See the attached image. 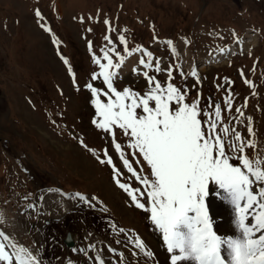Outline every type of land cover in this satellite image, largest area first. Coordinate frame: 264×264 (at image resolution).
<instances>
[{
	"label": "rangeland",
	"instance_id": "1",
	"mask_svg": "<svg viewBox=\"0 0 264 264\" xmlns=\"http://www.w3.org/2000/svg\"><path fill=\"white\" fill-rule=\"evenodd\" d=\"M120 36L129 51H140L129 55ZM236 40L234 52L230 43ZM227 46L233 51L223 56ZM106 51L113 64L120 63L117 53L124 56L119 68L110 69L118 91L143 95L148 77H155L181 89L186 102L199 99L211 119L219 105L214 134L225 138L228 154L264 161V0H0V232L42 264L73 260L76 249L118 236L139 239L146 253L152 254L150 245L165 246L149 213L119 187L117 181L140 188L145 196L138 198L146 202V186L111 145H121L137 175L150 176V168L122 130L93 124L100 118L86 85L107 102L103 77L91 78L101 70L96 59L107 63ZM145 51L152 53L151 68L140 63L149 59ZM237 132L254 147L229 150ZM47 198L57 202V214L43 210ZM212 200L222 201L215 192L208 196L210 214ZM66 231L76 236L72 249L63 242Z\"/></svg>",
	"mask_w": 264,
	"mask_h": 264
},
{
	"label": "snow or ice",
	"instance_id": "2",
	"mask_svg": "<svg viewBox=\"0 0 264 264\" xmlns=\"http://www.w3.org/2000/svg\"><path fill=\"white\" fill-rule=\"evenodd\" d=\"M36 15H40L39 10ZM119 39L129 55L140 51L138 48L129 51L125 37ZM117 55L120 63L116 64L107 51L106 64L96 59L101 70L91 77L93 80L103 77L110 90L103 93L108 97L107 102L101 100L100 90L92 84L86 85L95 97L91 102L100 118L93 120V124L108 132L114 127L122 130L130 140L129 147L136 149L150 168V176L137 175L124 157L121 145L115 144L124 166L146 186V202H141L137 195L144 197L145 191L117 183L128 192L137 208L149 213L151 223L162 234L166 250L171 254V264H264V161L253 162L246 155L228 154L225 138L214 134L221 119L219 105H214L215 119H211L199 107V99L186 102L181 89L172 83L164 87L155 77H148L147 72L144 75L150 87L143 95L129 88L118 91L113 85L116 73L110 71L119 68L124 60V56ZM144 55L149 59H141L140 63L151 68L152 53L145 51ZM156 71H160L158 61ZM226 102L230 106V99ZM204 118L207 128L203 127ZM222 130L229 131L226 127ZM245 147L254 144L251 141L245 144L241 134L235 133V141L228 149L243 153ZM107 163H112L110 157ZM256 184L260 185L258 189L254 187ZM210 185L216 187L215 195L232 206L238 236L225 238L213 230L206 203ZM250 215L254 223L249 220ZM8 247L13 251H7ZM136 247L143 250V242L137 239ZM96 259L98 264H104L99 256ZM0 262L42 264L31 251L12 243L3 232H0Z\"/></svg>",
	"mask_w": 264,
	"mask_h": 264
},
{
	"label": "bare ground",
	"instance_id": "3",
	"mask_svg": "<svg viewBox=\"0 0 264 264\" xmlns=\"http://www.w3.org/2000/svg\"><path fill=\"white\" fill-rule=\"evenodd\" d=\"M229 51H233V48L228 49L221 54L225 56ZM127 61L129 62V64L132 63L131 58L125 60V63ZM125 63L121 67V71L123 72H125V70L129 68L127 67L126 69L122 70ZM210 195L213 194L210 192ZM47 199L48 202H45L43 204V210L47 215L50 213L57 214L59 210V207H57L58 205H56L57 202L52 201V199L49 200V198ZM223 201L224 200H220L218 203L215 200L213 201V203L215 202V213H209V216L213 222V230L216 231L218 235L225 238L236 237L240 233L239 229L234 223V210L231 205H226ZM249 220H252L251 215L249 216ZM71 236L76 239V236L74 234H72ZM105 243L98 240L94 241V245L91 248L87 246V248L80 247L76 249V257H74L73 260H66L59 257L56 264H98V261L96 259L97 256L104 260V264H171V254L167 252L166 246L160 249H155L150 245L153 251L151 255H148V253L144 251L145 249L142 250L136 247V241L134 242L131 240H122L119 236L118 238L109 240L108 243ZM147 246L148 245H146V247Z\"/></svg>",
	"mask_w": 264,
	"mask_h": 264
},
{
	"label": "water",
	"instance_id": "4",
	"mask_svg": "<svg viewBox=\"0 0 264 264\" xmlns=\"http://www.w3.org/2000/svg\"><path fill=\"white\" fill-rule=\"evenodd\" d=\"M71 234H73L70 231H66L65 235H64V239L63 242H65L66 248H71L74 246V244L76 243L77 239H74Z\"/></svg>",
	"mask_w": 264,
	"mask_h": 264
}]
</instances>
